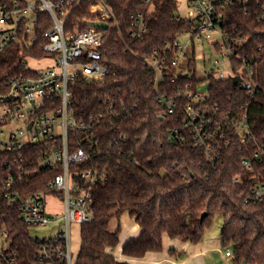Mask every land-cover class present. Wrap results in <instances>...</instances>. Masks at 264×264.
Masks as SVG:
<instances>
[{"label": "trees", "instance_id": "trees-1", "mask_svg": "<svg viewBox=\"0 0 264 264\" xmlns=\"http://www.w3.org/2000/svg\"><path fill=\"white\" fill-rule=\"evenodd\" d=\"M1 1L9 7L13 4V0ZM98 1L81 0L67 17L66 31L77 25L81 29L93 25L98 17L90 7ZM104 1L117 11V18L106 22L99 48L108 73L102 84L78 77L72 85L77 119L101 115L92 124L95 142L89 144L90 151L86 148L88 158L70 166L73 173L89 170L97 176L93 184L85 186L91 194L93 217L80 225V247L74 264H128L109 252L120 240V226L110 231L109 223L124 213L140 228L138 236L122 246L125 257L143 258L149 252L162 251L164 235L197 244L219 217L221 246L230 248L231 264H264V199H251L255 182H264V161L252 160L253 154L264 147V91L248 96L245 90L232 85L231 78L207 76L208 96L201 104L209 111L214 140L222 144L212 153L210 162L183 128L189 101L185 91H196L204 79L195 77L194 59L187 66L189 76H174L171 68L177 51L173 43L193 28V21L178 17L176 0ZM217 2V11L225 20L220 26L231 36L243 37L234 51L253 60L250 65L264 88V0ZM139 13L145 14L147 30L142 39H134L129 33L133 17ZM36 18V42L31 47L10 43L0 52V90L9 77L28 73L20 66L23 58L45 56L43 35L51 22L45 12L37 11ZM25 25L23 20L20 35ZM154 59L164 60L162 81L156 86L151 83L148 66ZM231 61L233 69L238 70L242 60ZM162 96L175 103L173 113L165 118L158 117L166 112L159 100ZM243 113L251 136L245 141L229 124ZM220 132L230 140L229 145L219 138ZM80 137L77 135L75 140ZM43 150L31 145L12 153L0 152V232L5 231L8 250L16 252V264H40L38 245L16 207L1 199V181L19 168L27 172L30 167L37 169ZM19 156L24 162L14 164L13 158ZM244 159L251 163L250 170L243 166ZM57 172L40 168L17 184L14 192L26 197L46 191ZM233 178L238 181L233 182ZM170 254L175 255L174 251Z\"/></svg>", "mask_w": 264, "mask_h": 264}, {"label": "built area", "instance_id": "built-area-1", "mask_svg": "<svg viewBox=\"0 0 264 264\" xmlns=\"http://www.w3.org/2000/svg\"><path fill=\"white\" fill-rule=\"evenodd\" d=\"M81 0H13L12 6H7L0 0V52L10 43H20L24 47H31L36 38L34 25L37 23L36 12H45L50 18L51 26L45 31L43 38L46 41L42 50L45 56L42 59L25 57L20 66L28 71L27 74L13 75L4 82L0 90V152H16L26 146L36 145L44 148L38 162L37 169L30 167L11 171L6 179L1 181V199H7L9 204L16 207L21 219L29 226L44 227L48 224H58L59 231L52 238L42 240L33 239L38 245L37 259L40 264H74L72 256V225L79 226L92 220L90 210L91 194L85 186L93 184L97 176L91 171L72 172L70 166L84 162L88 158V151L95 142L92 134V124L101 117L90 116L87 120L77 119L73 106L72 85L78 77L86 81L102 84L108 71L101 63L99 48L105 34L103 29L89 25L85 28L75 26L71 31H66V20L71 11ZM149 3V0H143ZM218 0H190L192 18L180 17L184 21L192 20L193 28L190 41L208 39L209 34L217 30L225 47L224 55L231 60H242L238 70L232 68L229 75L222 72L212 74L215 79H227L238 76L236 86L252 96L258 90L264 91L259 85L258 77L250 63L253 60L242 57L235 52L234 46L241 44L243 37L231 36L220 24L224 22L222 14L217 11L220 5ZM228 1V0H226ZM246 2L247 0H240ZM90 12L98 17L96 22L103 23L117 18V11L111 8L104 0H99L90 7ZM264 19V14L261 15ZM26 20L25 28L20 35V23ZM95 23V22H94ZM132 29L129 36L142 39L147 30L145 14L139 13L133 17ZM209 40V39H208ZM220 49L218 42L212 44ZM177 48L171 62L172 73L189 76L187 66L193 61L194 56L187 60L181 68L178 59L185 57L179 43L174 41ZM49 60L50 67L32 68L25 60ZM249 59V60H248ZM164 60L148 62L151 73V83L157 85L162 81ZM215 64H219L215 61ZM215 75V76H214ZM207 92L197 90L185 91L189 100L185 105V120L183 128L188 132L194 145L210 162L213 161L212 153L222 148L218 140H214L215 131L209 111L201 104L207 100ZM160 102L166 109L164 114L158 115L165 118L167 113H173L175 103L167 97H160ZM199 105V106H198ZM215 106V105H214ZM16 123L24 124L23 129L16 131L6 129ZM231 126L236 127L240 133L241 141L250 139L247 115L243 113L239 119H231ZM220 128L219 125H216ZM173 133H178L173 130ZM80 135V139L75 137ZM224 145H229L224 133H219ZM88 143V144H87ZM253 161H264V147L253 154ZM13 163L24 162L23 156L13 158ZM247 170L251 169L249 160L242 161ZM40 168L54 169L58 172L48 182L46 191L35 192L26 197H21L14 192L17 184L24 181L28 174H35ZM233 178V182H237ZM80 182L84 186H81ZM13 190V192H9ZM51 195L53 200L60 203V211L47 210L46 196ZM251 199L261 201L264 199V182L257 181L251 189ZM0 264H16V252L9 251L5 231L0 232ZM225 256L232 258L230 249L225 250Z\"/></svg>", "mask_w": 264, "mask_h": 264}, {"label": "rangeland", "instance_id": "rangeland-1", "mask_svg": "<svg viewBox=\"0 0 264 264\" xmlns=\"http://www.w3.org/2000/svg\"><path fill=\"white\" fill-rule=\"evenodd\" d=\"M177 1V15L180 17L192 18L193 14L191 11V2L190 0H176ZM213 1V0H208ZM99 23V22H95ZM209 39V40H208ZM208 39L202 38L199 41L195 39L190 41V33H184L177 37V42L180 45V48L185 53V57H180L178 59V65L183 68L187 60L194 56V69L195 77L197 79L203 78L204 80L200 82L196 90L201 93H206L209 87V81L207 76L210 73L215 74L222 72L224 75H229L232 72L233 64L232 61L224 55L225 47L223 46V41L220 33L217 30L212 31L209 34ZM218 42L220 49L218 50L212 44L213 42ZM193 54V55H192ZM29 67L38 69L44 68L45 66L50 67L52 64L49 60L34 61L31 59L25 60ZM215 61H218L219 64H215ZM215 76V75H214ZM24 124L16 123L13 127L6 129L16 131L18 129H23ZM47 210L50 211H60V203L56 200H53L51 195L46 196ZM134 220L131 219L126 213L122 214L119 219H112L109 223L108 229L110 231H115L117 226H120L119 239L120 242L129 238V234L132 232V225ZM221 219L218 217L213 221V224L208 232L209 239L215 242V245L218 246V250L213 252L214 257L217 259L219 264H226L225 248L220 245V228H221ZM59 231L58 224H48L44 227L31 226L29 228L30 237L32 239L42 240L44 238H52ZM1 243V240H0ZM167 238H165V249L169 250L173 248L172 245H167ZM80 247V226L78 224L72 225V256L76 257ZM116 249V248H115ZM113 249V250H115ZM230 249V248H229ZM112 250V251H113ZM161 252V251H160ZM230 258V257H229ZM232 259V258H230Z\"/></svg>", "mask_w": 264, "mask_h": 264}, {"label": "crops", "instance_id": "crops-1", "mask_svg": "<svg viewBox=\"0 0 264 264\" xmlns=\"http://www.w3.org/2000/svg\"><path fill=\"white\" fill-rule=\"evenodd\" d=\"M209 230L204 233L202 239L197 244L182 242L164 235L161 252H149L143 258H128L122 255L121 250L126 241L136 238L140 233V228L134 222L132 225V232L128 236L129 238H126V240L122 242L119 240L116 249L113 251L109 250V252L115 259L125 261L128 264H219L213 255V252L218 250V246L215 245L214 241L209 239ZM165 238H167L168 242L166 244L172 245L173 248L169 250L165 249ZM170 251H174L175 255H171ZM179 253H182L181 257H178ZM227 258L226 264H231V257Z\"/></svg>", "mask_w": 264, "mask_h": 264}, {"label": "water", "instance_id": "water-1", "mask_svg": "<svg viewBox=\"0 0 264 264\" xmlns=\"http://www.w3.org/2000/svg\"><path fill=\"white\" fill-rule=\"evenodd\" d=\"M93 26L98 27L99 29H105L106 26L103 23H92ZM240 78L238 76H235L231 79L232 85L236 86L237 82H239ZM205 213L202 214V216H204Z\"/></svg>", "mask_w": 264, "mask_h": 264}]
</instances>
